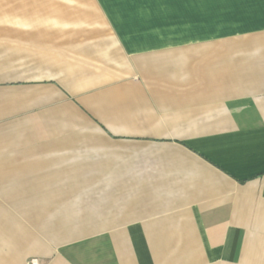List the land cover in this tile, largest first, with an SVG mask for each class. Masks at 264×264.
Returning <instances> with one entry per match:
<instances>
[{
	"label": "crops",
	"instance_id": "1",
	"mask_svg": "<svg viewBox=\"0 0 264 264\" xmlns=\"http://www.w3.org/2000/svg\"><path fill=\"white\" fill-rule=\"evenodd\" d=\"M264 264V0H0V264Z\"/></svg>",
	"mask_w": 264,
	"mask_h": 264
},
{
	"label": "built area",
	"instance_id": "2",
	"mask_svg": "<svg viewBox=\"0 0 264 264\" xmlns=\"http://www.w3.org/2000/svg\"><path fill=\"white\" fill-rule=\"evenodd\" d=\"M33 264H34V262H33Z\"/></svg>",
	"mask_w": 264,
	"mask_h": 264
}]
</instances>
